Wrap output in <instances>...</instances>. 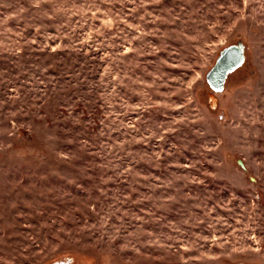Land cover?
I'll use <instances>...</instances> for the list:
<instances>
[{"label":"rangeland","instance_id":"rangeland-1","mask_svg":"<svg viewBox=\"0 0 264 264\" xmlns=\"http://www.w3.org/2000/svg\"><path fill=\"white\" fill-rule=\"evenodd\" d=\"M0 264H264V0H0Z\"/></svg>","mask_w":264,"mask_h":264},{"label":"water","instance_id":"water-1","mask_svg":"<svg viewBox=\"0 0 264 264\" xmlns=\"http://www.w3.org/2000/svg\"><path fill=\"white\" fill-rule=\"evenodd\" d=\"M242 45L233 46L225 51L227 62L217 63L214 69H212L209 73H207V79L215 80L216 82L222 83L224 81L225 76L227 75L228 71L232 70L236 67L240 62H242Z\"/></svg>","mask_w":264,"mask_h":264},{"label":"flooded vegetation","instance_id":"flooded-vegetation-1","mask_svg":"<svg viewBox=\"0 0 264 264\" xmlns=\"http://www.w3.org/2000/svg\"><path fill=\"white\" fill-rule=\"evenodd\" d=\"M233 46H239V44L237 45H229L228 48H225L224 50H222L218 57L215 59V64L213 66V68H211L209 70V72L214 69V67L216 66V64L219 62L220 64L223 63V62H227V58H226V53L225 51H227L229 48L233 47ZM243 46V45H242ZM243 49V53H242V62H240L236 67H234L232 70L228 71L227 75L225 76L224 78V81L222 83L220 82H216L215 80H212L210 79V81L207 79V76H206V82L209 86L210 89H212V91H223L224 89V86L227 84L229 78L231 77V75H233V73H235L239 68L242 67V64L244 63V46L242 47ZM208 72V73H209ZM207 75V74H206ZM212 100V97H209V101Z\"/></svg>","mask_w":264,"mask_h":264}]
</instances>
